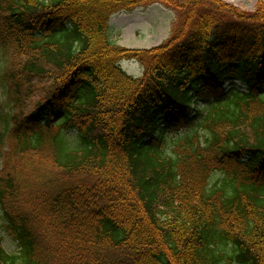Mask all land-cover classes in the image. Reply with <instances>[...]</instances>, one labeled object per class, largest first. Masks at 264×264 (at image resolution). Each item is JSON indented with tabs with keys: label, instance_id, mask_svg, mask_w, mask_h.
I'll use <instances>...</instances> for the list:
<instances>
[{
	"label": "trees",
	"instance_id": "16d2710c",
	"mask_svg": "<svg viewBox=\"0 0 264 264\" xmlns=\"http://www.w3.org/2000/svg\"><path fill=\"white\" fill-rule=\"evenodd\" d=\"M152 4L177 14L169 38L117 45L110 17ZM0 47L3 169L40 155L82 179L29 215L0 176V264H264L261 1L0 0Z\"/></svg>",
	"mask_w": 264,
	"mask_h": 264
},
{
	"label": "rangeland",
	"instance_id": "374dc122",
	"mask_svg": "<svg viewBox=\"0 0 264 264\" xmlns=\"http://www.w3.org/2000/svg\"><path fill=\"white\" fill-rule=\"evenodd\" d=\"M221 1L231 4L245 12H252L257 2L261 1L264 4V0ZM175 23V13L159 5L140 7L131 12L122 11L113 15L110 19V37L117 43L129 48H146L158 45L166 40L173 31ZM9 58L10 51L0 47V137L5 144L10 107L4 80V69L8 67ZM120 66L123 71L134 78H138L142 74V67L140 64L134 63V61H123L120 63ZM35 95L38 94H33L34 98H36ZM174 136V134H169V142ZM3 147L0 153L5 150ZM0 156L1 171L3 169L4 159L2 160V154H0ZM4 156L5 155H3V158ZM11 161L12 163H10V165L7 166L5 164L0 176L4 178L9 171V173L16 178L18 192L16 199L13 203L11 202L9 206L12 213L24 212L31 215L33 213V208L45 196L57 194L58 190L63 187L66 189L78 183H82L81 177L64 175L52 167L48 159L44 156H28L23 161H21V159L17 161L12 159ZM19 161L21 162L18 164ZM28 217H34L39 228L43 231H48L49 228L44 222L46 221L45 219L36 216ZM2 236L6 252L10 255L15 254L17 247L11 235L2 230Z\"/></svg>",
	"mask_w": 264,
	"mask_h": 264
}]
</instances>
